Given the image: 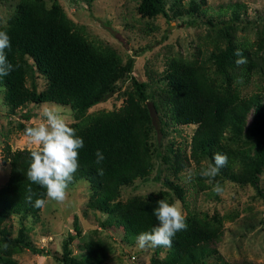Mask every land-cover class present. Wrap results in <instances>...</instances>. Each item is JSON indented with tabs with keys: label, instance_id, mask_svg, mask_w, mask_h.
<instances>
[{
	"label": "trees",
	"instance_id": "16d2710c",
	"mask_svg": "<svg viewBox=\"0 0 264 264\" xmlns=\"http://www.w3.org/2000/svg\"><path fill=\"white\" fill-rule=\"evenodd\" d=\"M170 1L175 6L172 17L182 14L179 9L182 0ZM191 4L197 7L195 2ZM242 6V3L230 2L218 7L220 14L229 11V16L214 27L222 42L220 45L216 40L207 58L214 68H208L203 62L167 58L162 75L165 85L152 104L161 111L164 120L159 121L162 125H195L189 142V154L195 161L201 155L211 162L214 153L225 154L229 159L228 149L221 139L225 133L241 135L247 145L241 153L239 171L234 173L227 163L219 174L234 182L251 183L264 167V102L261 100L264 85L247 95L241 90L253 75L264 77V57L259 43L250 49L247 43L235 37L234 23L239 19L238 11ZM136 11L142 17L167 16L162 0H138ZM0 31H6L11 38V48L6 50L8 61L19 65L9 75L0 77L4 104L10 111L27 101L69 106L74 117L70 125L84 141L79 152L80 167L73 181L81 178L88 182L94 207L121 227L128 241H134L139 233L150 231L157 224L152 215L157 201L164 199L171 203L167 192L118 200L121 187L130 185L135 179L146 178L150 173L149 136L153 124L146 106L139 104V100L146 98L145 83L130 77L133 92L126 95L120 106L87 113L129 73L131 57L122 63L113 49L88 39L55 1L45 7L43 0H20ZM237 49L243 52L247 64L236 65L234 52ZM25 56L31 59L34 70L45 78L44 87L38 91L24 86L29 69ZM247 115H250L248 121ZM23 116L25 119L31 117L30 114ZM2 150L1 162L8 165V173L0 185V240L46 254L24 241L21 228L15 237H9V230L1 226L10 214L23 217L39 211L26 202L29 187L35 193L33 203L37 198H45V190L26 179L32 148L11 149L6 143ZM97 150L105 157L101 164L95 162ZM162 183L171 194L182 199L180 184L166 178ZM184 216L187 229L175 235L162 264H198L216 253L214 244L220 235L216 227L194 212L188 211ZM73 230V234L68 233L62 240L58 258L61 264H78L71 260L68 250L69 242L80 232L75 217ZM159 249L155 248L154 252ZM219 260L221 264H228ZM95 263H98L95 256L86 262ZM0 264L16 263L0 253Z\"/></svg>",
	"mask_w": 264,
	"mask_h": 264
},
{
	"label": "rangeland",
	"instance_id": "374dc122",
	"mask_svg": "<svg viewBox=\"0 0 264 264\" xmlns=\"http://www.w3.org/2000/svg\"><path fill=\"white\" fill-rule=\"evenodd\" d=\"M19 1L0 0V27L8 23ZM54 1L68 19L82 28L88 39L113 49L122 63L128 57L132 60L129 73L115 83L118 86L114 92L90 107L87 113L120 106L126 95L133 92L130 77L145 83L146 98L139 100V104L153 103L164 88L162 75L169 57L203 62L213 69V63L207 58L217 41L222 45L214 27L220 20L228 18L229 11L226 14L218 12V7L226 3L243 4L238 11L239 19L234 23L235 37L247 43L250 49L259 43L264 57V0H182L179 6L182 14L174 18L172 11L175 6L170 0H162L167 16L158 14L152 17H142L137 13L138 0H43L45 7ZM193 2L197 4L196 8L191 4ZM24 59L29 64L24 86L29 90L42 89L45 78L34 70L29 57ZM250 80L242 88V94L256 92L264 85V77L253 75ZM261 96L264 102V93ZM44 103L55 104L27 101L10 111L3 102L0 88V185L8 173V165L1 162L3 145L7 143L11 149L32 148L24 139L21 128L39 123V108ZM55 105L64 109L63 114L69 123L74 121L69 106ZM24 114L31 117L25 119ZM159 120L164 118L161 111L155 109L149 136V175L121 187L118 200L167 192L171 203L180 202L183 214L188 211L199 214L219 231V239L214 244L216 253L198 264H221L219 259L228 264H264V167L251 183L234 182L218 174L214 183L219 182L223 193L217 195L212 191L213 185L198 175L199 170L210 163L208 159L198 155L195 161L189 154L190 136L195 125L173 127L166 123L162 125ZM221 142L228 149L231 170L237 173L246 141L241 135L225 133ZM189 169L197 173L190 181L187 180ZM165 178L183 187L182 201L164 187L162 180ZM74 217L80 232L69 242L68 250L71 260L78 264H86L93 260V256L98 260L95 264H151L152 259L154 264H162L165 260L167 248H158L156 252L154 249L141 250L135 246V240L128 241L121 227L110 222L108 215L94 207L88 182L81 178L69 185L68 199L64 204L48 202L35 215L22 217L10 214L1 223L9 230V237H15L21 228L24 241L46 254L1 240L0 253L16 264H61L58 259L61 243L68 233H74ZM4 243L8 244L6 250Z\"/></svg>",
	"mask_w": 264,
	"mask_h": 264
},
{
	"label": "clouds",
	"instance_id": "9594fccd",
	"mask_svg": "<svg viewBox=\"0 0 264 264\" xmlns=\"http://www.w3.org/2000/svg\"><path fill=\"white\" fill-rule=\"evenodd\" d=\"M10 48V36L6 31H0V77L9 75L19 67L7 59L6 50ZM234 55L237 57L235 60L237 66L248 63L240 49H237ZM39 113V123L26 127L22 135L32 146L26 179L44 189L46 197L37 198L33 203L35 193L29 187L26 202L36 209H43L48 202L64 204L67 201L69 185L80 167L79 152L84 147V141L65 118L61 106L44 103L40 106ZM94 155L95 162L101 164L105 158L103 152L97 150ZM227 163L228 158L225 154L214 153L207 167H202L198 172L199 177L206 178V183L213 185L212 191L217 195L222 194L223 189L219 182L214 183V178ZM195 175L197 173L189 169L187 180H192ZM152 215L157 224L150 231L139 233L135 237V246L141 250L171 248L175 235L187 229L180 202L158 200ZM3 248L6 250L8 244L4 243Z\"/></svg>",
	"mask_w": 264,
	"mask_h": 264
},
{
	"label": "water",
	"instance_id": "95a60500",
	"mask_svg": "<svg viewBox=\"0 0 264 264\" xmlns=\"http://www.w3.org/2000/svg\"><path fill=\"white\" fill-rule=\"evenodd\" d=\"M113 92H114V90H112V91L106 93V94L103 96V98H106V97L110 96ZM145 106H146V109H147L148 114H149V116H150L151 123L154 125L155 108H154L153 104H152L151 102H149V101H147V102L145 103Z\"/></svg>",
	"mask_w": 264,
	"mask_h": 264
}]
</instances>
